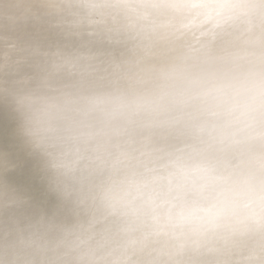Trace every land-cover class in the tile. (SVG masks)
I'll return each mask as SVG.
<instances>
[{"label":"clouds","instance_id":"clouds-1","mask_svg":"<svg viewBox=\"0 0 264 264\" xmlns=\"http://www.w3.org/2000/svg\"><path fill=\"white\" fill-rule=\"evenodd\" d=\"M0 264H264V0H0Z\"/></svg>","mask_w":264,"mask_h":264}]
</instances>
